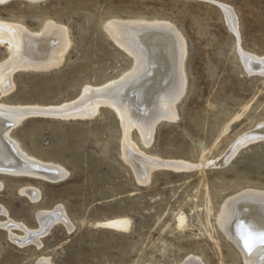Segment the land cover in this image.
I'll use <instances>...</instances> for the list:
<instances>
[{
  "label": "rangeland",
  "instance_id": "rangeland-1",
  "mask_svg": "<svg viewBox=\"0 0 264 264\" xmlns=\"http://www.w3.org/2000/svg\"><path fill=\"white\" fill-rule=\"evenodd\" d=\"M111 19L167 22L177 32L184 77L172 115L135 124L124 119L125 107L102 95L136 73L129 42L123 46L105 29ZM2 21L33 36L52 24L50 34L59 39L49 47L64 50L46 68L38 64L48 63L50 53L39 61L13 55L0 40V68L9 70L0 83L1 105L96 101L91 116L29 115L12 128L23 150L66 174L57 181L0 174V223L16 222L11 232L20 238L13 241L0 227V264H184L189 258L245 264L216 221L226 200L264 195V67L246 64L251 58L264 66V0H0ZM86 86L100 97L81 104ZM139 124L151 134L142 136ZM125 130L146 156L186 167L158 165L140 181L123 157ZM58 206L63 220H38ZM181 215L186 221L179 228ZM114 216L129 217L130 228L96 226Z\"/></svg>",
  "mask_w": 264,
  "mask_h": 264
},
{
  "label": "bare ground",
  "instance_id": "bare-ground-1",
  "mask_svg": "<svg viewBox=\"0 0 264 264\" xmlns=\"http://www.w3.org/2000/svg\"><path fill=\"white\" fill-rule=\"evenodd\" d=\"M225 10L226 12H228L227 9ZM229 16L231 15H228V17ZM8 23L7 21L0 22V40L1 41L4 40L3 42H5L6 40L8 42L7 47L9 48L10 46V51H12L11 53H14L13 55L22 54L26 57L28 56L29 58L31 57V59L33 60L36 59L39 61L42 58L45 59V57H47L50 53L53 57L49 59L48 63L44 62V63L38 64V66H43L47 68L48 65L50 66L51 64L57 61V58L60 56V53H61L60 51L64 50L63 48L62 50L61 48L60 49L57 48L56 50H54V52H52L51 47H49L51 43L54 44V42H56L59 39L57 35L51 36L50 34L51 29L53 28L52 24L50 25V27H48V30L46 31L44 35L41 34L38 36H33L32 34L30 35V33L26 29L25 30L27 33L21 31L15 25L8 24ZM50 23H52V21ZM166 24L168 23L166 22ZM166 24L133 23L132 21H121V20L112 21L111 19V22L105 26V29L107 30L109 35L112 38H114V40H116L118 43L123 45V42H126V43L129 42L132 48L131 47L128 48L127 45H123V46H127L128 49L126 48V50H130L132 54H134L133 55L135 56L133 57L134 60L136 58L135 75L130 76L129 78L124 79L119 83L116 82L117 87L115 86L114 89L112 86L115 83H113L112 86L110 87L108 86L109 88L113 90H109V92H106L104 90L106 94H104L105 92H103L102 94L104 95V97L108 96L109 99H113V102L118 101L119 104L116 103L118 108L120 106L122 107V109H124V107L126 108L125 111L124 110L122 111L123 117L126 121L127 120L132 121L135 124L136 123L142 124L144 122L152 123V121L156 117L160 115L166 116L170 114L173 111V105L175 101L174 97L178 93V91L181 88H183L180 84L181 79L184 77L183 74H182L183 77L181 75V71L183 72V70H180L181 66L183 65V64L181 65L180 56H181V51L184 50V49L181 50L180 47L183 44L180 38L178 37L177 32L171 29L170 27L166 26ZM231 26H232V23H231ZM64 44H66V42ZM67 47L68 46H66L65 48ZM184 54L182 56H184ZM16 60L17 59H15V61ZM246 64L254 68L264 67L262 63L257 62L251 58L246 59ZM15 65L17 64L15 63ZM7 68H2V67L0 68V83L4 84L7 82V79H8V72H7L8 69ZM121 78L122 77H120L119 80H121ZM109 83L110 82H108L106 85H109ZM5 87L7 86L5 85ZM108 87H105V88H108ZM93 88L94 87H92V89ZM95 89H93V91ZM98 89L100 88L98 87L97 90ZM84 92L85 94L83 98H81L82 100L81 104L84 103L88 99V97H91V99H93L100 94L99 93L98 95H94V93H91V91H89V88L88 90ZM94 100L95 99H93V101ZM102 100L103 99H101L99 103ZM92 102H90V104ZM76 103L77 102L74 100L73 104H66V105L62 104L61 106H37V105L35 106H32V105L31 106H21V105L20 106H9V105L0 104V174L40 177V178H44L50 181H57L59 179H62L66 174L65 172L66 170L64 171V169L61 168L60 166L49 164V162L45 163L29 155L25 150L21 148L18 142L11 136L10 132L16 124H18L24 117L29 116V115H39V116H45V117L46 116L61 117V118L63 117L64 118V117H70L73 113H76L77 111L79 113L78 114L76 113V115H79L81 117L83 116L87 117L88 115H90L88 113H91L92 104L90 107H89L90 104L89 105L87 104L88 107H85V106L83 107L80 105V103L79 104L78 103L76 104ZM94 103L95 102H93V104ZM102 103H105V102H102ZM112 103L109 102L110 105H112ZM116 104H113V105L116 106ZM96 105H98V102ZM105 105H107V103H105ZM77 108H80V109L82 108L81 110L83 111H81L80 109L78 110ZM93 108H94L93 110L96 111L95 106ZM120 112L121 111L117 113H120ZM119 118L121 119L122 116L121 117L119 116ZM140 124L138 125V128H139L141 135L142 136L146 135V137L149 136L151 134V133L149 134V130H147L146 127L141 126ZM130 125L132 126L133 124H130ZM143 125L146 126L145 123ZM258 128H261V126H259ZM124 134H125L124 136L122 135L124 139L122 140V143H121L124 160L128 164L127 166L131 168L133 174L137 177V179H141L140 181L147 182L149 180L148 178H149V175L152 169H154L155 167H158V165L163 166L164 168L168 167V169L186 167V165L182 163H174L171 161H157L155 159H152L146 156L145 153L140 152L138 150L135 144L131 143L132 141L130 142L128 140V137H127L128 130H125ZM242 138L240 139L241 141H242ZM247 139L245 140L244 138L245 142L247 141ZM237 145H240V144H237ZM27 192L30 194V192H33V191L27 190ZM250 195H253V194L251 193ZM32 196H33V193H32ZM240 196L241 195H239V198H236L230 201L229 200H226V202L224 201L225 203L222 204V206H220V210H219L216 222H218V227L222 230V232L226 233L227 237H229L234 243V246H236L239 249L243 258L245 259V264H264V248L256 247L252 251L251 255H249L243 246V241L241 239L242 231L239 227L240 225H243L253 234H259V233L264 232V195L262 196L254 195L253 197H248V196L240 197ZM64 216L66 215H64V211L62 207L58 206L57 208H55V211L51 210V212L49 211L48 213H45V214H42V213L39 214L38 220L40 218V220H47L48 222V219H51L53 217L61 218L63 220ZM10 220L5 223H0V227L1 226L5 227L8 230L9 237L13 241L14 240L17 241L18 239L14 238V235L11 232V228L12 227L16 228V226H19V225L15 224L16 222L13 223V221H10ZM185 221H186V217L184 215L179 216L177 226L179 228H182L184 226ZM96 226L102 229H108V230L117 231V232H124L130 228L131 219L126 216H114V217L106 218L104 220L96 222ZM28 231H30V229ZM19 240H18V243H20ZM21 241H24V240H21ZM184 264H202V262H200L196 258H192V259L189 258Z\"/></svg>",
  "mask_w": 264,
  "mask_h": 264
},
{
  "label": "snow or ice",
  "instance_id": "snow-or-ice-1",
  "mask_svg": "<svg viewBox=\"0 0 264 264\" xmlns=\"http://www.w3.org/2000/svg\"><path fill=\"white\" fill-rule=\"evenodd\" d=\"M239 227L242 231L241 239L243 241V246L249 255H251L256 247L264 248V232L253 234L245 226L240 225Z\"/></svg>",
  "mask_w": 264,
  "mask_h": 264
}]
</instances>
